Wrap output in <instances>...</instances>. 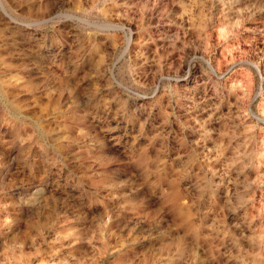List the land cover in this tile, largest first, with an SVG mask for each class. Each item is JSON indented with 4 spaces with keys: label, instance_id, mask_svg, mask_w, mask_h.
<instances>
[{
    "label": "rangeland",
    "instance_id": "obj_1",
    "mask_svg": "<svg viewBox=\"0 0 264 264\" xmlns=\"http://www.w3.org/2000/svg\"><path fill=\"white\" fill-rule=\"evenodd\" d=\"M0 264H264V0H0Z\"/></svg>",
    "mask_w": 264,
    "mask_h": 264
}]
</instances>
